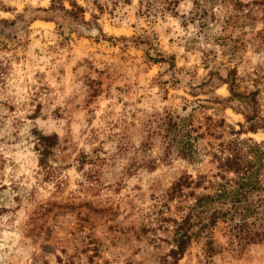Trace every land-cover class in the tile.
I'll return each mask as SVG.
<instances>
[{
	"label": "rangeland",
	"instance_id": "rangeland-1",
	"mask_svg": "<svg viewBox=\"0 0 264 264\" xmlns=\"http://www.w3.org/2000/svg\"><path fill=\"white\" fill-rule=\"evenodd\" d=\"M56 1L0 0V264H264V157L262 188L211 199L172 254L196 196L235 178L217 155L264 152L263 0Z\"/></svg>",
	"mask_w": 264,
	"mask_h": 264
},
{
	"label": "trees",
	"instance_id": "trees-1",
	"mask_svg": "<svg viewBox=\"0 0 264 264\" xmlns=\"http://www.w3.org/2000/svg\"><path fill=\"white\" fill-rule=\"evenodd\" d=\"M53 7L56 5V0H52ZM153 1H148L149 7L153 4ZM264 2V0H263ZM262 2V3H263ZM231 94L236 96L237 93L234 89V83L230 86ZM253 117H248L247 121L253 120ZM170 129L168 132L169 136V148H172L182 157L193 158V139L192 128H186L185 125L178 123L172 116L170 118ZM258 123H251L249 130L255 132L259 128ZM237 134L243 133L241 130L236 131ZM251 139V138H250ZM36 149L39 150L40 154V164L47 165V158L52 153L53 148L58 144V136L56 134L53 135H45L43 133L36 134ZM232 142L230 143V145ZM257 144V143H256ZM229 145V153L226 156H218L220 163V168L222 171L226 173H233L235 175L234 179H227L224 175H219L222 182H212V185H215V193L211 194H203L197 195L195 198V202L190 206L189 213L185 216L183 222L179 225L176 231V249L172 250L173 256L177 259L183 257L187 247L190 245L193 232H191L194 221L193 217L199 213H202L206 210V207L211 199L214 198H222L225 195L232 196L233 206L237 205V202H241L244 198H247L249 192H253L259 188H262L259 185V177L256 174V169H254L260 161L261 158L264 157V152L258 153L254 159H251L248 155L243 154L239 147H231ZM194 182V187H200L202 183H204V178L201 176L196 179V181L187 179L184 182H179L173 187V194L179 195L183 194V187H190L191 183ZM233 183V184H232ZM174 197V196H172ZM238 208V206H236ZM264 210V209H263ZM230 208L221 212L220 210H215L211 215V219L208 225L214 224L217 218L223 214L222 216L230 214ZM217 216V218H216ZM264 236V233H263Z\"/></svg>",
	"mask_w": 264,
	"mask_h": 264
}]
</instances>
